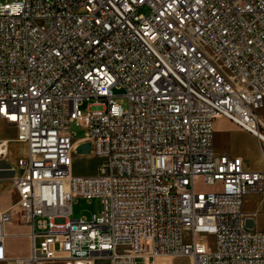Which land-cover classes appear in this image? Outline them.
<instances>
[{
	"label": "built area",
	"instance_id": "2783aa9c",
	"mask_svg": "<svg viewBox=\"0 0 264 264\" xmlns=\"http://www.w3.org/2000/svg\"><path fill=\"white\" fill-rule=\"evenodd\" d=\"M263 109L264 0L0 1V117L25 146L0 261L20 211L31 246L16 264H264V229L243 210L246 195L264 203V167L216 153L213 125L264 144ZM70 123L88 131L74 140ZM85 142L101 164L75 175ZM80 197L102 210L74 218Z\"/></svg>",
	"mask_w": 264,
	"mask_h": 264
},
{
	"label": "rangeland",
	"instance_id": "374dc122",
	"mask_svg": "<svg viewBox=\"0 0 264 264\" xmlns=\"http://www.w3.org/2000/svg\"><path fill=\"white\" fill-rule=\"evenodd\" d=\"M5 1V0H0ZM116 94V101L122 106L123 109L127 106V98L122 96L123 92L121 90H114ZM87 102L80 105L79 108L84 111ZM264 115V109L261 111ZM72 133L74 134V140L84 136L88 129L83 123H70L69 125ZM15 129L11 127L3 118L0 117V138L11 139L10 142H14ZM252 138H247L241 133H230L224 138L219 136L217 138V143L214 139V148L219 149L225 148L227 150L238 152L243 156L244 162L249 166L262 165L264 160V144H260L259 141L253 136ZM13 139V140H12ZM216 143V144H215ZM9 151L7 157L0 161V211L13 207L15 208L17 194H15L12 188L11 178L16 172V158L23 154L25 146L21 143L12 144L8 143ZM73 163L71 166V171L75 175H93L97 171V167L101 164V160L92 156L90 153L78 154L73 158ZM196 189L201 191H207V187L203 186L201 181H197ZM243 209L248 213L252 214V219L254 220L253 229H264V203L260 202L259 197H246L244 198ZM73 217L78 218L80 216L90 217L93 213H99L102 210V202L100 198L96 199H86L77 198L73 200L72 208ZM16 222L25 223L22 219V214L20 211L14 216ZM12 248L17 249L18 247L26 248L27 240L23 242L21 237L17 236L12 238ZM213 236L208 235L207 240L213 241ZM26 242V244H25ZM178 257V258H177ZM162 257L165 260L175 259L174 264H189V259L187 257ZM109 258L97 257L96 264H107ZM52 264V263H46Z\"/></svg>",
	"mask_w": 264,
	"mask_h": 264
},
{
	"label": "crops",
	"instance_id": "0c3cea01",
	"mask_svg": "<svg viewBox=\"0 0 264 264\" xmlns=\"http://www.w3.org/2000/svg\"><path fill=\"white\" fill-rule=\"evenodd\" d=\"M213 125H214V139H215V141L217 140V138L219 136L220 137L222 136L224 138V136H227L228 134L233 133V132H235V133L238 132L247 138L254 139V137L252 135H250L248 132H246L245 130H243L239 126L232 124L231 122H229L227 119H225L223 117L216 119L214 121ZM11 127H13V126H11ZM10 140L11 139L8 140L9 141L8 143H12V144L18 143L15 139L14 140L12 139L14 142H10ZM216 143H217V141H216ZM215 152L218 154L226 153L230 156H241L240 153L233 152V151L227 150L225 148L219 149L218 147H215ZM241 157L243 158V156H241ZM245 167L249 170H252V171L260 170L264 167V160H263L262 165H254V166H249L245 162ZM248 196L259 197V195L254 194V195H246L244 198H246ZM243 203H244V200H243ZM243 206H244V204H243ZM245 212H247V211H245ZM5 231H6V236L4 237V242H5L6 258L7 259L0 261V264H16V259L24 258V257H27L29 255L31 242H30V238H29L28 234H29L30 228H29V226H27L26 223H23V222L20 223L18 221L16 222V220L13 218V220L10 223L5 224ZM17 236L21 237L23 242L25 240H27L28 245L25 242L26 248H22V247H18L17 249L12 248V242H11L13 240L12 238L17 237ZM97 257H104V256H97ZM97 257L95 256V257H92L90 259L88 258V259L82 260L77 264H96ZM180 257H184V256H180ZM177 258L165 260L161 257V258L156 260V264H174L173 262ZM107 264H110V261H108ZM189 264H190V261H189Z\"/></svg>",
	"mask_w": 264,
	"mask_h": 264
},
{
	"label": "water",
	"instance_id": "95a60500",
	"mask_svg": "<svg viewBox=\"0 0 264 264\" xmlns=\"http://www.w3.org/2000/svg\"><path fill=\"white\" fill-rule=\"evenodd\" d=\"M90 149H91V145H89V143H87V142L80 143V144H78L76 152L77 153H82V154H87V153L90 152ZM246 226L248 228H253L254 220L252 218H246Z\"/></svg>",
	"mask_w": 264,
	"mask_h": 264
},
{
	"label": "bare ground",
	"instance_id": "6f19581e",
	"mask_svg": "<svg viewBox=\"0 0 264 264\" xmlns=\"http://www.w3.org/2000/svg\"><path fill=\"white\" fill-rule=\"evenodd\" d=\"M8 142H9V141H7V147H8Z\"/></svg>",
	"mask_w": 264,
	"mask_h": 264
}]
</instances>
